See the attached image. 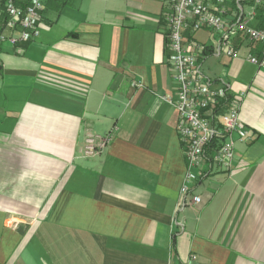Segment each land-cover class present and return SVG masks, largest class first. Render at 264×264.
<instances>
[{
    "label": "crops",
    "instance_id": "0c3cea01",
    "mask_svg": "<svg viewBox=\"0 0 264 264\" xmlns=\"http://www.w3.org/2000/svg\"><path fill=\"white\" fill-rule=\"evenodd\" d=\"M165 11V0H48L36 39L0 42V264H264V69L243 59L264 46L237 36L241 57L201 60L242 95L249 139L178 209L186 158L161 98L175 92ZM184 36L210 44L206 30ZM106 132L85 157V136Z\"/></svg>",
    "mask_w": 264,
    "mask_h": 264
},
{
    "label": "built area",
    "instance_id": "2783aa9c",
    "mask_svg": "<svg viewBox=\"0 0 264 264\" xmlns=\"http://www.w3.org/2000/svg\"><path fill=\"white\" fill-rule=\"evenodd\" d=\"M48 0H0L1 26L12 33H0V42L15 45L39 36L42 11ZM168 69L174 84L173 95L161 98L177 112L175 125L186 158V171L178 209L200 202L198 195L188 198L196 182L214 168L229 169L234 159L235 142L249 139L239 118L241 94H231L221 80H212L201 69L206 52L241 57L235 38L249 45L264 46V27L253 24L257 17L264 23V0H165ZM185 30H206L210 44L186 39ZM211 49V50H210ZM243 59L264 69L261 56L247 53ZM111 133L87 134L84 153H100L111 140Z\"/></svg>",
    "mask_w": 264,
    "mask_h": 264
},
{
    "label": "rangeland",
    "instance_id": "374dc122",
    "mask_svg": "<svg viewBox=\"0 0 264 264\" xmlns=\"http://www.w3.org/2000/svg\"><path fill=\"white\" fill-rule=\"evenodd\" d=\"M164 17V16H163ZM199 31V30H198ZM196 32V31H195ZM40 33V32H39ZM211 50V49H210ZM208 54H213L211 51H209V52H206V54L203 56V57H205L206 55H208ZM231 58V57H230ZM203 59V58H202ZM133 85L134 86H141V82H136V81H133ZM229 90H230V88H229ZM242 104V103H241ZM175 132H176V130H175ZM88 134H92V133H88ZM112 135V134H111ZM177 135V134H176ZM86 137V136H85ZM84 140H85V138H84ZM111 140H112V136H111ZM110 140V141H111ZM83 147H84V144H83ZM83 155L85 156V157H92V156H94V155H88V154H86V153H84V149H83ZM230 169V168H229ZM228 170V169H227ZM203 178V177H202ZM201 179V178H200Z\"/></svg>",
    "mask_w": 264,
    "mask_h": 264
}]
</instances>
